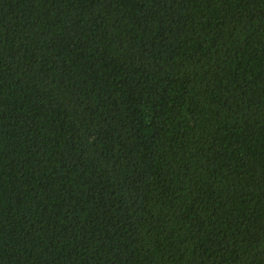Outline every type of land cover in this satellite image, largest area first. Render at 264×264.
Instances as JSON below:
<instances>
[{
  "label": "trees",
  "instance_id": "1",
  "mask_svg": "<svg viewBox=\"0 0 264 264\" xmlns=\"http://www.w3.org/2000/svg\"><path fill=\"white\" fill-rule=\"evenodd\" d=\"M0 264H264V0H0Z\"/></svg>",
  "mask_w": 264,
  "mask_h": 264
}]
</instances>
